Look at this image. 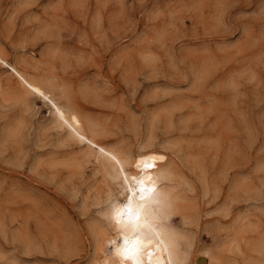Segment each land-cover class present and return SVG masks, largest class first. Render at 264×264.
<instances>
[{"label": "rangeland", "instance_id": "1", "mask_svg": "<svg viewBox=\"0 0 264 264\" xmlns=\"http://www.w3.org/2000/svg\"><path fill=\"white\" fill-rule=\"evenodd\" d=\"M0 51L166 157L188 264H264V0H0ZM50 118L0 68V264H97L113 234L116 188Z\"/></svg>", "mask_w": 264, "mask_h": 264}, {"label": "bare ground", "instance_id": "2", "mask_svg": "<svg viewBox=\"0 0 264 264\" xmlns=\"http://www.w3.org/2000/svg\"><path fill=\"white\" fill-rule=\"evenodd\" d=\"M0 68L18 80L27 96L48 108L52 127L65 133V142L81 146L84 153L81 160L90 161L107 187L114 186L117 190L116 197L109 199L104 216L113 234L103 235L100 250L101 247L105 250H101L102 260L97 264H188V252L182 248L177 233L167 221L171 205H168V194L161 187L168 176L166 157L154 152L140 154L125 147L107 146L101 141L98 128L63 101L53 83L30 77L1 51Z\"/></svg>", "mask_w": 264, "mask_h": 264}]
</instances>
